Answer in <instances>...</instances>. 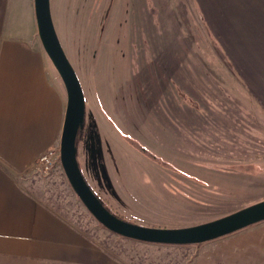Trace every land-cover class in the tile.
I'll use <instances>...</instances> for the list:
<instances>
[{
    "label": "rangeland",
    "instance_id": "rangeland-1",
    "mask_svg": "<svg viewBox=\"0 0 264 264\" xmlns=\"http://www.w3.org/2000/svg\"><path fill=\"white\" fill-rule=\"evenodd\" d=\"M51 10L86 99L80 166L107 207L185 228L264 200V0H51ZM57 164L37 174L41 189L92 244L125 264L193 257L197 244L106 228Z\"/></svg>",
    "mask_w": 264,
    "mask_h": 264
},
{
    "label": "crops",
    "instance_id": "crops-1",
    "mask_svg": "<svg viewBox=\"0 0 264 264\" xmlns=\"http://www.w3.org/2000/svg\"><path fill=\"white\" fill-rule=\"evenodd\" d=\"M67 103L35 0H0V264H125L92 244L41 189L35 162L60 146ZM258 224L197 244L185 264H264V220Z\"/></svg>",
    "mask_w": 264,
    "mask_h": 264
},
{
    "label": "water",
    "instance_id": "water-1",
    "mask_svg": "<svg viewBox=\"0 0 264 264\" xmlns=\"http://www.w3.org/2000/svg\"><path fill=\"white\" fill-rule=\"evenodd\" d=\"M38 30L43 45L61 75L68 94L61 136V163L67 178L90 213L106 228L126 238L160 244H199L264 220V200L223 217L185 228H159L119 218L98 198L78 161L77 135L85 113V95L80 79L59 39L51 0H35Z\"/></svg>",
    "mask_w": 264,
    "mask_h": 264
},
{
    "label": "built area",
    "instance_id": "built-area-1",
    "mask_svg": "<svg viewBox=\"0 0 264 264\" xmlns=\"http://www.w3.org/2000/svg\"><path fill=\"white\" fill-rule=\"evenodd\" d=\"M58 162H61L60 147H50L38 157L35 162V169L41 173H49Z\"/></svg>",
    "mask_w": 264,
    "mask_h": 264
},
{
    "label": "flooded vegetation",
    "instance_id": "flooded-vegetation-1",
    "mask_svg": "<svg viewBox=\"0 0 264 264\" xmlns=\"http://www.w3.org/2000/svg\"><path fill=\"white\" fill-rule=\"evenodd\" d=\"M85 102H86V99H85ZM82 129V128H81ZM80 129V132L78 133V135H77V140H79V138H80V135H81V133H82V130ZM86 133L88 134V131H86ZM89 135V134H88ZM94 138V137H93ZM99 139V142H97L98 144H96V143H94L93 145L90 143L89 145H88V148H92L93 149V151H94V155L97 157V155L95 154V151L97 150L98 151V147L96 146V145H99L100 144V138H98ZM97 139V140H98ZM87 141H88V139H86ZM95 140H96V138H95ZM104 143L106 144V148H107V150H109L108 148H109V144H108V142L106 143V141H104ZM143 151H145L146 152V150L145 149H143ZM89 183V182H88ZM94 192H95V190H94ZM97 193V192H96ZM112 210V209H111Z\"/></svg>",
    "mask_w": 264,
    "mask_h": 264
},
{
    "label": "trees",
    "instance_id": "trees-1",
    "mask_svg": "<svg viewBox=\"0 0 264 264\" xmlns=\"http://www.w3.org/2000/svg\"><path fill=\"white\" fill-rule=\"evenodd\" d=\"M78 161H79V158H78ZM79 164H80V161H79ZM81 170H82V168H81ZM83 172V171H82ZM86 178V177H85ZM87 182H88V180H87ZM90 185V184H89ZM92 188V187H91ZM92 190L94 191V189L92 188ZM95 194L98 196V194L95 192ZM98 198H99V196H98ZM100 199V198H99ZM101 200V199H100ZM104 204V203H103ZM105 205V204H104ZM106 206V205H105ZM107 207V206H106ZM108 209H109V211L110 212H112L113 214H115L116 216H118L119 218H122V219H125V218H123L122 216H120L118 213H116V212H114L113 210H111V208H109V207H107ZM126 220V219H125ZM200 244V243H199Z\"/></svg>",
    "mask_w": 264,
    "mask_h": 264
}]
</instances>
